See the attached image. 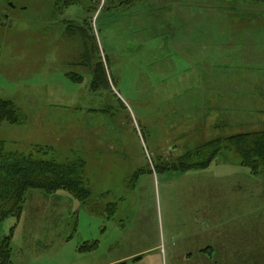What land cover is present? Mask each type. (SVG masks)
<instances>
[{
    "label": "rangeland",
    "instance_id": "obj_1",
    "mask_svg": "<svg viewBox=\"0 0 264 264\" xmlns=\"http://www.w3.org/2000/svg\"><path fill=\"white\" fill-rule=\"evenodd\" d=\"M114 1L0 0V99L25 116L0 124V142L82 159L90 189L87 201L28 189L20 216L0 219L12 263L264 264V172L224 148L205 168H170L188 151L200 163L214 138L264 129V87L242 81L264 79V2ZM85 20L109 90L89 88Z\"/></svg>",
    "mask_w": 264,
    "mask_h": 264
},
{
    "label": "trees",
    "instance_id": "obj_2",
    "mask_svg": "<svg viewBox=\"0 0 264 264\" xmlns=\"http://www.w3.org/2000/svg\"><path fill=\"white\" fill-rule=\"evenodd\" d=\"M108 1L110 2V0ZM132 1L119 0V5L120 2L128 4ZM258 1L264 2V0ZM91 2H96V0H91ZM110 7L112 6L110 5ZM96 9L94 8V11ZM90 25L91 20H85L76 27L79 34L82 35L83 54L84 57H87L83 58L82 56L81 64L92 68L89 87L91 91L109 90L110 83L104 64L97 59L92 65L87 53L86 40L90 42L91 52H95L97 49ZM67 29L71 31V26H67ZM70 77L81 79V76L74 77L72 73ZM23 119H25L24 114L11 100L0 99V124L3 121L19 123ZM223 148L238 154L241 165L248 167L251 174L259 175L264 172V129L232 134L224 138H214L196 150L195 155L202 157L200 163H192L190 160L192 154L188 151L179 158L178 162L171 164L170 168L181 171L196 167L205 168ZM84 167L85 163L82 159L57 162L36 158L31 154L5 151L3 142H0V219L10 215L20 216L25 192L30 188L42 189L46 193L65 189L79 200L87 201L90 189L84 178ZM11 237L10 233L0 238V264H13L11 261ZM94 244H84L80 248L90 250Z\"/></svg>",
    "mask_w": 264,
    "mask_h": 264
},
{
    "label": "crops",
    "instance_id": "obj_3",
    "mask_svg": "<svg viewBox=\"0 0 264 264\" xmlns=\"http://www.w3.org/2000/svg\"><path fill=\"white\" fill-rule=\"evenodd\" d=\"M251 39L253 40V38L251 37ZM258 79H256V80H253V81H247V80H242L243 82H244V84H247V86L246 87H250V88H255V87H264V79H259L258 81H257ZM260 82V83H259ZM257 83H259V85L257 86ZM261 84V85H260ZM255 93H257V92H255ZM258 94V93H257ZM256 111H260L259 109H257ZM215 195H218L217 193L215 194ZM223 210V209H222ZM5 236V235H4ZM3 237V236H2ZM12 239V238H11ZM11 247H12V245H11ZM12 250H13V247H12ZM90 260H93V259H81L80 261H79V263H81V264H89V261ZM12 261V260H11ZM97 264H100V262H98Z\"/></svg>",
    "mask_w": 264,
    "mask_h": 264
},
{
    "label": "flooded vegetation",
    "instance_id": "obj_4",
    "mask_svg": "<svg viewBox=\"0 0 264 264\" xmlns=\"http://www.w3.org/2000/svg\"><path fill=\"white\" fill-rule=\"evenodd\" d=\"M87 1H91V0H87ZM69 3V2H68ZM70 4V3H69ZM89 10V9H88ZM3 17H5L6 18V15H5V12H2L1 14H0V18H3Z\"/></svg>",
    "mask_w": 264,
    "mask_h": 264
}]
</instances>
